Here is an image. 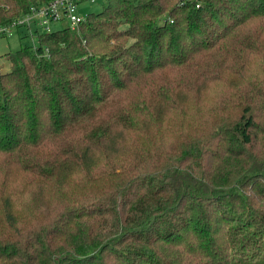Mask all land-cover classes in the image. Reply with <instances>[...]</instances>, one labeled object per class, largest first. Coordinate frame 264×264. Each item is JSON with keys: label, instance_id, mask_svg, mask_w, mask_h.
Here are the masks:
<instances>
[{"label": "trees", "instance_id": "16d2710c", "mask_svg": "<svg viewBox=\"0 0 264 264\" xmlns=\"http://www.w3.org/2000/svg\"><path fill=\"white\" fill-rule=\"evenodd\" d=\"M101 1L4 55L0 264H264V0Z\"/></svg>", "mask_w": 264, "mask_h": 264}, {"label": "built area", "instance_id": "2783aa9c", "mask_svg": "<svg viewBox=\"0 0 264 264\" xmlns=\"http://www.w3.org/2000/svg\"><path fill=\"white\" fill-rule=\"evenodd\" d=\"M97 1L101 0H52L32 6L27 13L13 19L10 23L0 24V39L14 33L18 34L19 31L22 34L25 31L31 38H36L39 31L50 30L51 22L64 19L72 28H76L86 18L80 10V4Z\"/></svg>", "mask_w": 264, "mask_h": 264}, {"label": "rangeland", "instance_id": "374dc122", "mask_svg": "<svg viewBox=\"0 0 264 264\" xmlns=\"http://www.w3.org/2000/svg\"><path fill=\"white\" fill-rule=\"evenodd\" d=\"M104 2L103 1H97L95 3L91 2H84L80 4V10L83 15H86L87 13L97 12L100 11L103 7ZM69 25V22L64 19L63 21L59 22H51L50 23V30H58L63 28L64 26ZM46 31V30H43ZM26 45H37V37L31 38L30 36L24 37L20 39L17 33L11 34L6 37H2L0 39V71L6 72L10 69V63L4 59V55L10 51H15L23 46ZM263 61L260 60L256 62L253 66L252 72L250 74V78L257 82L258 84H262V72L261 68L263 67ZM224 86L221 83H217L213 85L209 89V93L212 95H216L223 91ZM214 97V98H215ZM211 105V102H208V107ZM177 135L169 137L166 141H168V144H171L175 139ZM40 209H43L40 207ZM43 211V210H40Z\"/></svg>", "mask_w": 264, "mask_h": 264}]
</instances>
